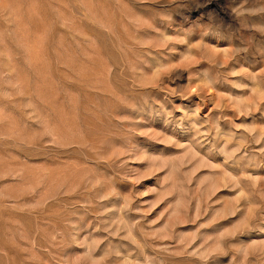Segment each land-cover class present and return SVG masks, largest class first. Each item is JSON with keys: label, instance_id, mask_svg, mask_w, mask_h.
<instances>
[{"label": "rangeland", "instance_id": "1", "mask_svg": "<svg viewBox=\"0 0 264 264\" xmlns=\"http://www.w3.org/2000/svg\"><path fill=\"white\" fill-rule=\"evenodd\" d=\"M0 264H264V0H0Z\"/></svg>", "mask_w": 264, "mask_h": 264}]
</instances>
